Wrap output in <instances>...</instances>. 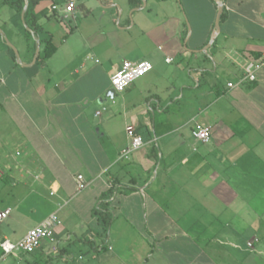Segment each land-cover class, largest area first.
Instances as JSON below:
<instances>
[{
	"label": "crops",
	"instance_id": "crops-1",
	"mask_svg": "<svg viewBox=\"0 0 264 264\" xmlns=\"http://www.w3.org/2000/svg\"><path fill=\"white\" fill-rule=\"evenodd\" d=\"M29 1L39 26L25 25L30 39L16 9L0 7L19 55L0 36V191L9 198L0 211H10L0 242L18 241L52 213L61 226L54 243L9 264H264V63L254 81H241L264 56V0H222L226 18L204 52L210 0L192 10L194 23L179 1L182 16L172 9L158 19L147 0H127L133 14L147 11L117 30L135 31L130 46L100 26L65 24L77 19L74 0L63 4H74L70 13L60 0ZM95 2L84 0L81 13ZM49 39L55 52L41 60ZM138 60L152 69L119 101L106 97L110 87L95 91L96 78L109 81ZM195 125L210 129L209 143L193 140ZM129 127L144 144L121 159ZM78 175L87 184L80 192ZM100 204L111 216L106 233L93 216Z\"/></svg>",
	"mask_w": 264,
	"mask_h": 264
},
{
	"label": "built area",
	"instance_id": "built-area-1",
	"mask_svg": "<svg viewBox=\"0 0 264 264\" xmlns=\"http://www.w3.org/2000/svg\"><path fill=\"white\" fill-rule=\"evenodd\" d=\"M74 9L73 3H67L62 6L61 12L70 13ZM52 11L59 12L60 6L55 5L52 7ZM166 62H171V59L167 58ZM264 63V56L262 61L253 67L249 72H246L241 78V81H254V72L258 69L259 65ZM152 69L151 64L146 60L138 61H124L120 68L115 71L109 77L110 89L116 94H122L133 82L149 73ZM228 88H232L233 84H227ZM98 115V113H97ZM127 137L129 138V144L119 154V158L128 159L130 154L135 150L141 148L144 141L141 136L134 133L132 128H127ZM191 137L198 143L207 144L210 141V129L195 125L191 131ZM76 189L78 192L84 190L87 184L83 181L82 176L78 175L75 178ZM53 193H51L52 195ZM9 209L0 211V223L6 220L9 216ZM61 226V221L58 219L55 213L48 215L38 225L27 231V233L18 241L10 242L4 239L0 242V264H3L8 257L16 256L17 254H33L42 246L43 241L54 243L55 230ZM250 247L251 244H248Z\"/></svg>",
	"mask_w": 264,
	"mask_h": 264
},
{
	"label": "rangeland",
	"instance_id": "rangeland-1",
	"mask_svg": "<svg viewBox=\"0 0 264 264\" xmlns=\"http://www.w3.org/2000/svg\"><path fill=\"white\" fill-rule=\"evenodd\" d=\"M74 1L76 3L75 14L77 16V19L65 21V24H67L70 27H73L75 22H78L81 24V26L86 25V27L89 29L92 27L100 26L102 27V34L104 35V38L113 40V41H116V40L123 41V39L126 38L128 46L134 44L132 43V41L128 40L129 39L128 36L133 35L135 37V31L132 30L129 33L125 34V33H120L117 30H119L120 28L128 27V25L131 26L133 23L137 24L138 22L141 21L142 18H147L146 17L147 11H144L142 15L141 14L138 15L136 12L133 14V9L128 10L127 0H101V2L99 0H96L94 9L88 12V14L87 12H84L83 14L81 13L82 10L80 6L84 4L83 3L84 0H74ZM107 1H111V2L109 5L104 6V4L107 3ZM177 1L178 0H166L164 2L162 1L157 2L154 0H147V8H152L154 15L157 16L158 19H161L163 15L170 13L172 9L174 10L176 9L177 10L176 14L178 16H182V12L180 11V9H178ZM181 1H182L184 10H185V14H186L185 17L189 19L188 20L189 22L194 23L195 15L192 14V10L197 9V11L203 12L205 9L204 0H181ZM143 2L144 1L142 0V5H143ZM64 3H66V0L59 1L60 6L63 5ZM145 5H146V2H145ZM105 7H107L108 9H104ZM3 29L0 28V30L5 35V37L8 39V41L11 42L12 40L11 34L8 31H5ZM23 31L25 32L24 29ZM132 39L134 38L132 37ZM104 86L110 87V84L107 78H102L101 80L98 78L95 79V84H94L95 91L101 89V87H104ZM119 98H120V94H116L115 100L119 101ZM101 107H102L101 105H96L95 108H92V113L95 110H98L101 112ZM104 114L105 113L101 112L102 116ZM4 192L5 191H2V190L0 191V200L6 201L9 198L7 199L4 198L6 197L4 196ZM3 227H4V224L0 225V231ZM256 241L257 240L255 239L249 240L247 243V248L253 249V245L255 244ZM248 244H251V246L249 247ZM27 257L29 258V256ZM10 262L11 260L8 257L4 261L3 264H9Z\"/></svg>",
	"mask_w": 264,
	"mask_h": 264
},
{
	"label": "trees",
	"instance_id": "trees-1",
	"mask_svg": "<svg viewBox=\"0 0 264 264\" xmlns=\"http://www.w3.org/2000/svg\"><path fill=\"white\" fill-rule=\"evenodd\" d=\"M66 1H68V0H66ZM128 1L130 4H132L134 6H136L140 3V0H128ZM158 1H164V0H158ZM56 2H57V0L53 1V3H56ZM210 2L212 3L213 9H214V14H213L212 20H211V27H212L211 29H213V22H214V17H215V13H216V6H215L213 0H210ZM23 4H24V0H0V7L5 6V5H9V6L15 8L18 14H20L22 7H23ZM179 6L182 7L183 12L185 13V10H184V7L182 5L181 0H179ZM31 11H32V9H31L30 1H29L27 10L24 13V22H25V25H27L29 27V29L36 31L39 29V26L35 25L33 23V21L29 18L31 16ZM225 18H226V14H225V9L223 8V12H222L221 17H220V24L222 22H224ZM25 36L27 37V39H30V33L29 32L25 31ZM209 36H210V34H209ZM208 39H209V37H208ZM207 41L204 45L207 44ZM215 41L212 43V46L215 44ZM54 52H55V48L53 47V45L49 39L44 43L41 60H45V59L49 58ZM102 206H103V208H101ZM102 206L100 204L97 208H95L93 210V216L96 218L100 228L102 229V232L106 233L110 224H111V216L108 213L107 207L105 205H102Z\"/></svg>",
	"mask_w": 264,
	"mask_h": 264
},
{
	"label": "water",
	"instance_id": "water-1",
	"mask_svg": "<svg viewBox=\"0 0 264 264\" xmlns=\"http://www.w3.org/2000/svg\"><path fill=\"white\" fill-rule=\"evenodd\" d=\"M213 2L215 4V6H216V13H215L214 22H213V32H212V34L210 36L208 44L203 48V50H202L203 52L206 51L212 45V43L214 42V40L217 38V36L220 33V17H221V14L223 12L224 5H223L222 0H213ZM27 7H28V0H24V4H23V7H22V10H21V13H20V18H21V21H22V24H23L24 28L33 36L32 31H30L24 24V13L27 10ZM186 25H187V30L188 31H187V36H186L185 41L188 40V38L190 36V33H191L190 26L187 23V21H186ZM0 36H1L2 42L8 48H10V50L12 51L13 55L15 56V58L18 59L19 55H18V52H17L16 48L8 41L7 38L3 37V34H2L1 30H0ZM38 53H39V46H38V43L36 42L35 58L33 59L32 63L35 62L36 57L38 56ZM114 95H115V93H114V91L112 89H109L107 91V93H106V97H108V98H113Z\"/></svg>",
	"mask_w": 264,
	"mask_h": 264
}]
</instances>
